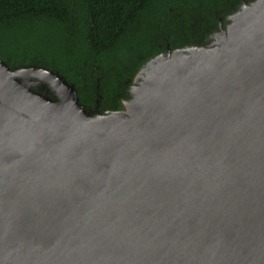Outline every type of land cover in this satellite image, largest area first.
Here are the masks:
<instances>
[{"label": "water", "instance_id": "water-1", "mask_svg": "<svg viewBox=\"0 0 264 264\" xmlns=\"http://www.w3.org/2000/svg\"><path fill=\"white\" fill-rule=\"evenodd\" d=\"M221 20L118 110L0 58V264H264V0Z\"/></svg>", "mask_w": 264, "mask_h": 264}, {"label": "trees", "instance_id": "trees-1", "mask_svg": "<svg viewBox=\"0 0 264 264\" xmlns=\"http://www.w3.org/2000/svg\"><path fill=\"white\" fill-rule=\"evenodd\" d=\"M241 1L0 0V58L58 72L89 110H118L147 60L207 43Z\"/></svg>", "mask_w": 264, "mask_h": 264}, {"label": "flooded vegetation", "instance_id": "flooded-vegetation-1", "mask_svg": "<svg viewBox=\"0 0 264 264\" xmlns=\"http://www.w3.org/2000/svg\"><path fill=\"white\" fill-rule=\"evenodd\" d=\"M168 45V44H167Z\"/></svg>", "mask_w": 264, "mask_h": 264}]
</instances>
